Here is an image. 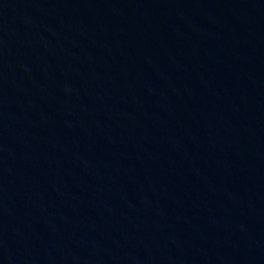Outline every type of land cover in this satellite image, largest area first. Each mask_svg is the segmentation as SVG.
<instances>
[{
  "label": "water",
  "instance_id": "95a60500",
  "mask_svg": "<svg viewBox=\"0 0 264 264\" xmlns=\"http://www.w3.org/2000/svg\"><path fill=\"white\" fill-rule=\"evenodd\" d=\"M0 264H264V0H0Z\"/></svg>",
  "mask_w": 264,
  "mask_h": 264
}]
</instances>
